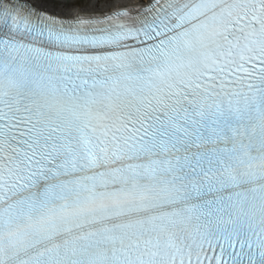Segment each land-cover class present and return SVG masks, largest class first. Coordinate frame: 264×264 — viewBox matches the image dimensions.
Listing matches in <instances>:
<instances>
[{"label": "snow or ice", "instance_id": "snow-or-ice-1", "mask_svg": "<svg viewBox=\"0 0 264 264\" xmlns=\"http://www.w3.org/2000/svg\"><path fill=\"white\" fill-rule=\"evenodd\" d=\"M0 264H264V0H0Z\"/></svg>", "mask_w": 264, "mask_h": 264}]
</instances>
